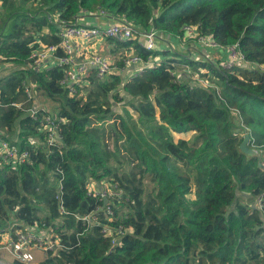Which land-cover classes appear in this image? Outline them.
<instances>
[{"label": "trees", "instance_id": "16d2710c", "mask_svg": "<svg viewBox=\"0 0 264 264\" xmlns=\"http://www.w3.org/2000/svg\"><path fill=\"white\" fill-rule=\"evenodd\" d=\"M0 1V65L16 66L0 75V136L30 152L18 170L0 165V243L5 231L39 223L52 226L64 247L38 264H264V0ZM99 10L144 31L183 36L186 26L196 27L221 47L238 45L251 65L217 67V60L177 54L126 81L93 76L83 96L61 86V67H28L38 39L60 43L55 15L70 22ZM114 41L123 51L133 44ZM134 47L145 60L161 54ZM183 66L211 86L186 73L176 78L171 70ZM27 83L34 84L32 99ZM36 99L66 119L62 145L31 144L46 140L39 127L50 111L30 115ZM128 99L132 112L124 109ZM244 126L256 155L240 148ZM90 179L121 191L109 196L112 216L102 196L89 194ZM90 214L97 223L77 217ZM104 224L123 229L116 245Z\"/></svg>", "mask_w": 264, "mask_h": 264}, {"label": "built area", "instance_id": "2783aa9c", "mask_svg": "<svg viewBox=\"0 0 264 264\" xmlns=\"http://www.w3.org/2000/svg\"><path fill=\"white\" fill-rule=\"evenodd\" d=\"M92 16L106 17L109 19L107 25H95L92 24V22L85 21V17ZM54 21L58 24V32L56 34L61 38L60 43L49 45L38 39L36 41L38 46L32 51L28 67L36 71H42L53 66L61 67L64 76L60 84L64 89L68 90L71 96L76 93H79V96L85 95L86 89L91 85L93 76L104 81L109 79L113 74H120L124 81H126L139 74L145 68L154 67L159 65L163 60H166V58L161 55H151L145 60L137 54L134 47L135 42L149 51L156 50L163 52L166 49L171 50L170 44L160 36L161 33L153 29L144 31L140 26L128 19L123 18L120 20L107 16L105 13L87 14L84 12V14L79 15L74 21L70 22L63 21L58 15H55ZM178 37L182 39L189 37L196 38V43L200 45L201 48H204L205 43L207 47L216 46L220 48L221 51L222 49H226L225 52L223 51L221 54V58L225 62V64L222 63V66L225 68L251 65L240 50L239 54H237V52L231 53L227 51L228 47H221L214 40L212 43L206 42L207 38L211 36L200 35L196 27L186 26L184 28V35ZM105 39L133 42L119 58L120 62L123 64L122 66L117 65L112 56L99 48V42ZM159 42L163 44L158 45ZM183 67V71L171 70L179 80H181L184 73L190 70L189 66ZM194 77L197 78L196 74H194ZM196 78L191 80H200ZM208 85L211 86V83L208 82ZM25 90L29 99L35 97L33 83H27L25 85ZM12 104L20 107V103L15 102ZM1 105L2 103L0 102V106ZM30 111L29 114L33 116L38 110L34 112ZM65 121V118L58 117L51 112V110L48 111L47 114L42 116L39 127V131L46 135V140L35 138L31 140V144H42L48 148L62 145V136L59 130L61 123ZM238 133L244 135L250 133V130L248 127L244 126L242 132ZM238 133H236V135H238ZM1 134H3V132ZM251 141L252 138L250 142ZM29 157L30 152L28 150H22L15 143L0 136V165L5 162L10 165L13 170H18L21 165L29 161ZM88 192L90 195L102 196L104 199L103 209H105L108 216L113 215L109 196L114 194L120 196L121 191L115 189L113 184L108 180L97 181L95 179H90L88 183ZM256 204L262 208L261 197L256 200ZM60 209L63 211L62 207H60ZM77 217L86 222L87 225L97 223L96 214L87 216L78 215ZM102 232L104 235L111 237L113 245H116L121 238L120 235L123 233V229H113L109 224H104ZM4 236L7 237L5 242H3L4 248L11 252L15 258L26 264H38L45 258L49 250L57 252L64 247L61 243L60 236L55 232L53 227L46 226L45 224L40 225L39 223H35L32 226L25 227V229H17L14 234L10 230H7L3 234V237Z\"/></svg>", "mask_w": 264, "mask_h": 264}, {"label": "rangeland", "instance_id": "374dc122", "mask_svg": "<svg viewBox=\"0 0 264 264\" xmlns=\"http://www.w3.org/2000/svg\"><path fill=\"white\" fill-rule=\"evenodd\" d=\"M29 7L31 8V5H29ZM35 7L36 6L33 5L32 8L35 9ZM95 13H97V14L105 13L107 16L114 17V18H117V19H120V20L123 19V17L117 16V15L112 14V13H108L105 10H99V11H96ZM155 14H157V10H156ZM8 29H9V22L7 23V25L4 28H2V30L8 31ZM0 30H1V24H0ZM187 40H191V41L195 42V43L192 44L194 46L192 49H189L188 48V50L191 51V55L189 57H187V58H190V59L195 60V61H208V62H212V61L217 60L216 61V62H218L217 67L220 66V64H222V63L225 64L224 60L221 58V54H218V53H216L215 55L211 54V52H212L211 49L212 50L213 49L216 50V49H220V48H218L216 46H208L207 47L206 44L204 43V48L202 47L201 53L199 54L197 52V49H196L197 48V43H196L197 42V39L196 38H190L189 37V38L183 39L181 41H182V43H185ZM111 42L112 43H115V44H112L111 43L112 45L110 47L106 43V46L108 48L107 53H109V49L110 50H113L111 48H114V50H115L117 48L116 42L114 40H112ZM206 42L212 43L214 41H213V39L211 37H208L207 40H206ZM116 50H118V49H116ZM223 51L225 52V50H223ZM227 51H230L231 53H236L237 52V54L240 53L239 52L238 45H230L227 48ZM111 52L114 53L113 51H111ZM123 52H124L123 50L117 51V53L115 55H112V58L118 63L120 61L119 58L123 55ZM159 53H161V52H159ZM159 55H163L164 56L163 53H161ZM195 57H196V59H195ZM173 58H174V56H173ZM2 67H4V71H6L5 72V75H6L10 71L14 70L16 66L13 63H7V65L3 64ZM261 69H264V67H262ZM199 71L201 73H208L207 69H205L204 67H201ZM188 72H191V70H189ZM195 74L197 76V78L196 77L195 78L196 79H200L199 82L203 83L204 86H209L208 85V82H206L204 79H202V78L199 77V74H197V73H195ZM127 102L128 103H126V106H124V109L126 108V110H131L130 107H129L130 106V103H131V99H128ZM113 103L115 105L114 106V110L117 111V112L118 111L120 112L121 109H120V106H118V103L117 102H114V100H113ZM41 108H46V109L48 108V110H51L55 115H57L56 110L54 108V105L51 102L48 101V102L42 103V102H40L37 99L35 100L34 106H33L32 110L30 112H34L35 110H39ZM131 112H132V110H131ZM174 136H175V139H178L180 136L185 137V138H187L189 140H193L194 139V134L193 133H191V134L190 133H187V134H183V135L177 134V135H174ZM13 138L15 139L14 135L9 136V139L12 140ZM14 259H15L14 255L11 254V252H9L6 248H4L3 243L1 242L0 243V264H12V262H13Z\"/></svg>", "mask_w": 264, "mask_h": 264}, {"label": "crops", "instance_id": "0c3cea01", "mask_svg": "<svg viewBox=\"0 0 264 264\" xmlns=\"http://www.w3.org/2000/svg\"><path fill=\"white\" fill-rule=\"evenodd\" d=\"M0 7H1V1H0ZM108 20L109 19H107L106 17H103V16H99V17L98 16L85 17V21L92 22V24L102 25V26L107 25ZM160 36L162 37L163 40L168 42V44H170V46H171V50L166 49L165 51L161 52V53L164 54V56L163 55H161V56H163L165 58H173V56L175 57L177 54H179L181 56H186V57H189L191 55V51H189L188 48L192 49L194 47L192 44L195 43V42H193L191 40H187L185 43H182L181 40H183V39L179 38L178 35H171V34H168V33H161ZM112 40H114V39H105V40L100 41L99 44H98L99 48L102 51H104L105 53H107L108 48L106 46V43H107V45H109L111 47L112 44H115V43L111 42ZM160 44H163V43L159 42L158 45H160ZM111 49H113V50L109 49V53L110 54L107 53L110 56L115 55L117 53V51H119V50H116L117 48L115 50H114V48H111ZM196 49H197V52L200 54L201 50H202L201 46L197 44V48ZM120 50H123V49H120ZM111 51H113L114 53H112ZM211 51H212L211 54H213V55H215L216 53H218V54H222L223 53V50L221 51L220 49H216V50L215 49H213V50L211 49ZM124 52H125V49H124ZM115 63L118 65V63L116 61H115ZM4 64L7 65V63H4ZM2 65H0V75L4 76L6 71H4V67H2ZM183 69H184V67H180L178 70L183 71ZM194 74H195V72L194 73H192V72H187L186 73L187 76L191 75V79H195ZM177 134H179V133H175V135H177ZM180 135H183V134H180ZM180 137H182V136H180ZM242 197L245 199L246 202H248V200H250L249 195H243L242 194ZM6 238L7 237L4 236L2 238L1 242L2 243L5 242Z\"/></svg>", "mask_w": 264, "mask_h": 264}, {"label": "water", "instance_id": "95a60500", "mask_svg": "<svg viewBox=\"0 0 264 264\" xmlns=\"http://www.w3.org/2000/svg\"><path fill=\"white\" fill-rule=\"evenodd\" d=\"M251 138H252V136L250 133L244 134V138H243V141L241 142L240 148H241L242 152H244L245 154L256 155V154H258L257 150L250 147ZM260 165L262 167H264V164L262 161L260 162Z\"/></svg>", "mask_w": 264, "mask_h": 264}]
</instances>
